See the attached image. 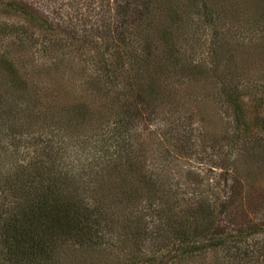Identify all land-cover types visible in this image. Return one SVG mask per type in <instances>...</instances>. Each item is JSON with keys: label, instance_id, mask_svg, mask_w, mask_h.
Segmentation results:
<instances>
[{"label": "rangeland", "instance_id": "obj_1", "mask_svg": "<svg viewBox=\"0 0 264 264\" xmlns=\"http://www.w3.org/2000/svg\"><path fill=\"white\" fill-rule=\"evenodd\" d=\"M11 1L0 0V54L27 71L29 83L38 84L35 94L60 102L53 106L89 107L86 119H74L69 125L54 123L58 118L69 120L65 113L44 121L46 105L38 95L19 102L16 91H7L6 75L1 76L0 114L3 111L8 118L3 124L11 126L6 141L12 142L0 157L14 163L35 154L40 136L51 137L61 147L69 170L85 175L96 149L101 152L109 144L100 155L109 157L116 141L111 137L113 116L106 115L114 114L112 97L123 70L117 66L106 83L102 70H113L117 61L129 62L144 54L138 34L124 29H145L150 34L164 25L175 29L172 41L180 40L176 56L204 70L195 76L186 71L175 92L165 84L158 86L163 91L156 103L158 112L134 127L136 169L152 172L153 185L145 190V197L134 199L142 201L135 219L129 218L125 202L108 213L112 219L108 217L104 228L103 250L80 251L67 258L71 261L78 255L81 260L69 264H152V258L156 264H264V103L256 111L253 100L256 95L264 101V0H210L221 13L224 10L216 17L220 21L207 23L199 16L194 20L197 24H186L183 17L178 22L184 24L174 27L167 26L165 19L172 0H164V8L155 11L149 2L148 8L139 0H19L24 4L18 8L9 5ZM122 32L131 50L127 57L117 36ZM168 70L173 74L171 67ZM223 87L241 96L246 119L263 120L253 133H244L238 112L221 93ZM116 192L111 195L124 199L119 189ZM205 203L213 212L205 219L215 232L211 229L206 238L195 237L199 242L190 238L186 244L174 230L186 227L193 209ZM137 220L140 228L135 226ZM221 239L224 245L214 249L192 246V242L198 246Z\"/></svg>", "mask_w": 264, "mask_h": 264}, {"label": "trees", "instance_id": "obj_2", "mask_svg": "<svg viewBox=\"0 0 264 264\" xmlns=\"http://www.w3.org/2000/svg\"><path fill=\"white\" fill-rule=\"evenodd\" d=\"M172 1L166 9L165 16V19L170 23L167 26L170 27L184 23L197 24L194 20H199V16H202L204 22L207 23L220 21L216 17L224 12L223 10L221 13L220 6L210 0ZM139 2H142L141 5L144 3L148 8L149 4L147 3L149 2L152 11L160 6L164 8L165 5L164 0H139ZM23 4L19 0L9 3V5H16L17 8ZM147 10L143 11L147 12ZM24 13L28 14L27 6L24 8ZM153 15L155 16V14ZM183 17L186 22L181 23L180 21L179 23L178 21ZM171 29L173 28L164 25L160 29H153V34L148 33L145 29H124L128 32L135 31L138 34L139 45H137L144 50V54L139 55V59L138 57L131 58L129 62L117 61L116 67L112 66L113 70L103 67L102 71L106 73L105 76L103 75L105 83L112 74L111 72L115 73L117 66L123 70L122 76L117 81L119 90L114 98L112 97V101L115 102V104L112 103L114 114L106 115V118H109V115L113 116L110 123L114 127L111 137L116 143L114 149L108 154V158L100 155L104 148H109V144L103 145L101 152L96 149L99 152L95 151L92 154L93 157L86 164L88 169L85 171L86 175L84 172L67 168L68 163L63 159L61 147L55 144L49 136L46 139L41 136L36 137L35 146L39 147L34 148L35 154L18 159L17 163L0 157V199H2L0 204V264H69L73 259L78 262L81 260L78 255L71 261L67 257H73L85 250L89 252L103 250L104 228L109 223L107 221L108 213H112L124 202L126 208H130L129 218L132 219L134 214L139 213L137 209L142 201L134 199L143 198V195L145 197V190L153 185L151 179L153 173L148 170H140V168L136 169L137 144L134 127L136 128V125L139 124L138 120H143L145 117L144 121H146L148 116L151 117L158 112L156 103L160 102L158 100L163 95V91L158 89V86L165 84L167 85L166 89L169 90L172 87L175 92L177 90L176 82L178 81V85L181 86L179 81L183 83L182 75L184 76L186 71L192 73V76L204 71L198 66L199 64L182 63L176 56V45L180 40L172 41L175 39L176 31ZM124 32L117 33V36H120L121 48L126 56L131 50L125 40ZM182 34L185 35L186 32H181L180 35ZM139 38L142 43L139 42ZM186 39L190 41L188 36H184L183 40ZM119 56L123 58L122 52ZM168 61L171 64L166 63ZM147 63L149 66L152 65L150 69ZM103 64L106 65L107 62L103 61ZM170 67L173 74L170 73L171 70H168ZM177 67L180 69L179 71H176ZM152 70H154L153 73ZM25 73L22 68H17L9 57L0 54V77L6 75L4 77L8 78L7 91H16V98L21 103L27 99H35L38 95L41 103L46 105L42 112V120H51L56 114L62 113H65L69 120L58 118L54 121L61 126L69 125L74 119L80 117L86 119L88 106L83 104L66 105L65 103L53 106L60 102H50L39 96L44 93L38 94L37 92L35 94V87L38 84L29 83L30 79L25 77ZM221 91L224 95L226 94L233 109L238 112L237 117L239 123L243 125L244 133L251 134L255 126L262 125L263 120H259L256 116L245 118L242 112L244 102L241 96L235 92H228L225 87ZM104 92L108 94L107 91ZM0 95L2 96V94ZM1 96L0 110L3 106ZM253 100L257 111V106L263 104L264 101H262V97L256 95ZM9 109L12 112L15 111L12 106ZM6 119L8 118L2 111L0 114V156L6 153L12 142V139L6 141V138L12 135L10 133L11 126L3 124ZM171 127L173 125L168 128ZM171 131L173 129L168 130V132ZM164 134L166 135V133ZM112 145L111 147H113ZM54 146H57V150L54 149ZM165 149L169 154L170 150L167 147ZM95 164L101 168L94 169ZM142 166L144 167V165ZM118 189L122 192L120 194L124 196V199L111 195ZM116 195H118L117 192ZM149 197L150 195L146 196V199ZM207 206L205 203L195 207L189 220L185 221L187 226L174 230L175 235H178L177 237L184 243L189 244L191 239L199 242L200 240L194 238H206L211 229L215 232L212 223L205 219L213 214ZM133 218L135 219V217ZM134 222L135 226L140 228L141 221ZM195 242H192L195 250L204 249L205 246L214 249L224 245L222 239L217 242H201L198 246ZM262 256L264 257L263 254ZM150 261H153L152 264H156V258H152Z\"/></svg>", "mask_w": 264, "mask_h": 264}]
</instances>
